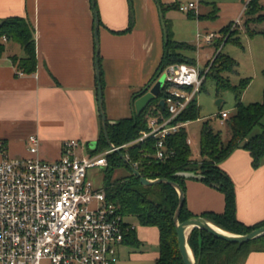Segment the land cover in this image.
<instances>
[{
	"label": "crops",
	"instance_id": "obj_1",
	"mask_svg": "<svg viewBox=\"0 0 264 264\" xmlns=\"http://www.w3.org/2000/svg\"><path fill=\"white\" fill-rule=\"evenodd\" d=\"M91 1L0 0V19L12 16L27 18L34 27L35 38L36 68L32 74H18L20 71L12 65L11 56L23 55L17 44L6 41L0 55V139L5 141L9 156L26 155V138L32 133L40 139L38 156L44 160L57 159L62 142L68 139H77L84 144L78 150L80 153L90 154L94 150L91 144L98 138L100 122ZM131 1L132 27L126 33L116 34L114 32L122 31L128 25V1L94 0L100 21L97 57L103 82V108L106 118L113 121L131 116V99L147 85L163 51V35L155 1ZM160 2L165 6L193 3L192 0ZM210 2L197 4L195 10L188 12L176 8L165 10L163 18L170 37L174 41L185 42L176 24L179 14H185L186 19H195L198 24L210 19V14L216 17L218 8L215 2ZM258 2L264 6V0ZM245 3L239 0L230 4L234 16L241 13ZM232 22L228 21L216 31H208L204 24L201 27L204 34L217 33ZM241 33L245 35L249 57L255 60L258 50L264 51L262 36ZM255 35H260L256 36L257 40H254ZM228 41L222 43L221 51ZM194 52L205 65L214 54V46L202 43L195 46ZM249 85L250 82L247 87ZM193 158H198V152ZM218 166L234 185L237 220L245 225L263 221L264 158L254 167L248 151L239 145ZM184 195L186 208L193 215L220 214L224 210L223 194L199 180H185ZM133 229L138 246L123 242L118 247L117 263L121 247L144 248L145 243L158 246L157 228L138 225ZM142 255H148L146 258H150L153 264L158 248L152 255ZM243 264H264V241L263 248L250 251Z\"/></svg>",
	"mask_w": 264,
	"mask_h": 264
},
{
	"label": "trees",
	"instance_id": "obj_2",
	"mask_svg": "<svg viewBox=\"0 0 264 264\" xmlns=\"http://www.w3.org/2000/svg\"><path fill=\"white\" fill-rule=\"evenodd\" d=\"M127 1L129 22L124 30L114 32L116 34L126 33L132 27V1ZM154 1L160 6L162 14L167 9H178L179 6L177 4L165 6L160 0ZM261 8L258 0H249L243 11L242 23L247 35L260 34L264 44V28L251 29L248 26L250 23L264 22V14L260 13ZM213 16L210 14L208 17L213 18ZM224 28L220 31H223ZM166 29L168 40L167 42L163 41L160 61L147 85L153 83L159 73L170 66L183 63L196 65L195 58L188 54L195 50V46L174 41L170 37L167 26ZM238 33L231 37L230 41L238 43ZM2 35L7 38V41L17 44L23 52L22 56L13 55L10 57L15 69L24 74L34 73L36 68L35 38L34 27L31 22L27 18L19 16L0 19V37ZM225 41L227 40L221 42L218 40L213 45L214 54L201 88H203L205 80L210 78L214 83L216 93L224 90H230L234 93V111L225 120L229 130L227 139L222 138L221 132L211 124L210 118L203 120L201 123L197 159L192 156L185 127H181L176 133L165 138L164 143L169 154L162 160L154 158V140L150 138L120 149L121 154L127 158L128 164L124 163L120 154L115 151L107 156L108 163L103 169L104 182L102 186L106 200L114 204L125 219L133 217L140 226L157 228L158 256L153 264H183L178 251L172 220L178 196L174 188L168 184L142 185L139 178L132 174V167L139 172L141 177L147 179L165 178L177 183L183 191L184 182L187 179L174 176V174L181 171H197L204 176L199 181L217 189L224 197V210L222 213L207 212L202 214V217L221 229L234 234H244L264 225V220L252 225H245L237 220L234 185L228 175L218 166L239 145L248 151L254 167L258 166L264 158V71L262 73L261 101L243 104L241 95L250 81L248 78H241L237 84H231L228 73L234 72L236 61L221 51L222 43ZM4 47V43L0 41V55L3 53ZM207 66L208 64H205L203 68L205 69ZM100 84L102 87L101 72ZM166 87L167 84L163 85L158 95L150 100L139 114L133 110L130 117L115 120L113 124H107L109 141L115 147L131 142L139 136L140 131L147 130L146 120L149 115L157 113L163 116L167 115L165 108H162L159 103L165 97ZM197 119H199V107L193 97L175 119V122H192ZM214 119L216 120V116ZM255 126H259L260 132L250 136L249 134ZM108 148L100 122L99 135L95 148L91 153L96 154ZM118 167L127 168L129 174L120 179L111 180L114 169ZM192 216L195 215L187 210L184 200L179 214V221H184ZM263 241L264 236L243 244L229 243L197 228L192 229L187 237L195 264H243L250 251L263 248ZM124 242L138 246L139 242L134 229L126 234Z\"/></svg>",
	"mask_w": 264,
	"mask_h": 264
},
{
	"label": "built area",
	"instance_id": "obj_3",
	"mask_svg": "<svg viewBox=\"0 0 264 264\" xmlns=\"http://www.w3.org/2000/svg\"><path fill=\"white\" fill-rule=\"evenodd\" d=\"M231 23H242L243 11ZM193 3L181 4L178 10H195ZM196 36V46L209 43L213 33ZM0 41L7 38L2 35ZM211 63V62H210ZM178 64L166 68L164 101L166 116L147 117V130L125 148L146 139L154 140L156 160L168 156L164 143L187 122L175 119L199 92L209 65ZM21 74V72H18ZM228 111H219L216 120L225 124ZM40 139L32 133L26 138V155L11 157L0 139V264H116L118 247L134 226L106 200L103 188H96L87 170L107 166V156L114 152L80 153L77 139L64 140L55 160L38 156Z\"/></svg>",
	"mask_w": 264,
	"mask_h": 264
},
{
	"label": "rangeland",
	"instance_id": "obj_4",
	"mask_svg": "<svg viewBox=\"0 0 264 264\" xmlns=\"http://www.w3.org/2000/svg\"><path fill=\"white\" fill-rule=\"evenodd\" d=\"M213 1L215 2L218 12L216 13V17L210 19H204L201 23H196L195 19H186V15H177L176 24L180 28L181 37L185 40V43H192L196 46V36L200 35V40L203 42L204 40V31L201 27L202 24L207 26L208 31L217 30L226 24L228 21H234L237 17L232 12V7H229L233 2H238L239 0H192L193 4L204 5L206 2ZM246 2L247 0H243ZM211 3V2H210ZM258 4L262 7L260 13L264 14V6H262L259 2ZM183 16V17H181ZM243 18V15H242ZM249 28L253 29H261L264 28V22L261 23H250ZM239 32V33H238ZM241 32H246L243 27V23L238 27H232L231 23H229L223 31H218L217 33H213L210 43L214 45L218 40H231V37H234L237 34L238 43L234 41H228L223 46L222 52L230 55L236 61V67L234 72L228 73V77L230 79L231 84H237L239 79L248 78L250 81V85L241 95V101L243 104H248L252 102L261 101L262 97V87H263V77L262 73L264 71V51L258 50V55L255 56V60H252L246 48L245 35ZM255 35L254 40H257ZM247 38V37H246ZM254 42V41H253ZM220 48V47H219ZM189 55L193 56L198 63V66L201 68L204 65L202 59L196 55L194 52H190ZM212 57L207 61L206 64L211 62ZM205 67V65H204ZM166 78L165 71L159 73L157 79L150 83L151 87L157 80H161L164 82ZM144 88V87H143ZM142 88V89H143ZM197 105L199 107V119L190 122L185 128L188 133V137L190 140V148L192 151V156H196L198 152V139H199V130L201 127V123L203 120H208L211 118V124L221 132L222 138L227 139L229 136V130L226 124L220 125L214 117L217 115L219 110L228 111L230 114L234 111V93L230 90L219 91L216 93L214 83L210 78H207L204 82L203 88L200 89L194 96ZM221 100L220 107L216 105V101ZM259 126L253 127L250 132V136L259 133ZM86 150L84 149L83 152ZM104 168H93L87 170V177L91 180L93 185L96 188H101L104 182ZM129 174V170L125 167H118L114 169L111 180L120 179ZM128 222L131 223L137 229V221L133 217H129ZM144 248H131V247H121L120 249V259L117 264H152V260L148 257L142 255V253L151 254L156 252V245L144 244ZM42 264H48L47 261H44Z\"/></svg>",
	"mask_w": 264,
	"mask_h": 264
},
{
	"label": "water",
	"instance_id": "obj_5",
	"mask_svg": "<svg viewBox=\"0 0 264 264\" xmlns=\"http://www.w3.org/2000/svg\"><path fill=\"white\" fill-rule=\"evenodd\" d=\"M92 4V11L94 16V42H95V76H96V82H97V105H98V112L100 117V122L102 126V132L104 135V138L106 140V143L110 149H114L115 152L120 154V157L122 161L126 164H128L127 158L121 154L119 149H116L115 146L109 141L108 134H107V124H113L115 121L108 120L105 116L104 108H103V100H102V87L100 84V71H99V64H98V36H97V28H98V15L97 11L95 10V3L94 0L91 1ZM157 6V10L159 13V21L160 26L162 30L163 35V41L167 42L168 36H167V29L164 22L163 14L161 11L160 6L155 2ZM163 82L161 80H157L154 85L151 87V84L146 85L140 92L135 94L131 99V108L134 110L137 114H139L145 106L149 103L150 100L155 98L161 87ZM221 100L216 101V105L220 106ZM162 108H164V101L161 99L159 101ZM96 142H93L91 144L92 148H95ZM131 172L134 176L139 178V182L142 185H153L157 183H164L170 185L177 193L178 201L177 205L173 214V225L175 228L176 233V239H177V245H178V251L181 257V260L183 264H195V259L193 256V253L191 251V248L189 247V244L187 242V237L190 231L194 228L201 229L206 231L207 233L211 234L214 237H217L219 239H222L224 241H227L229 243H236V244H243L250 241H253L259 237L264 236V225L259 226L247 233L244 234H234L229 231L223 230L220 227L216 226L206 218L202 216H192L184 221H179V214L181 207L185 200V195L183 189L174 181L165 179V178H155V179H147L144 177H141L139 172L132 167ZM174 176L182 177L185 179H196L200 180L204 176L201 175L197 171H181L174 174Z\"/></svg>",
	"mask_w": 264,
	"mask_h": 264
}]
</instances>
